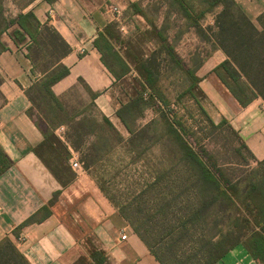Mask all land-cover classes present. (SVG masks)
<instances>
[{
    "label": "trees",
    "instance_id": "16d2710c",
    "mask_svg": "<svg viewBox=\"0 0 264 264\" xmlns=\"http://www.w3.org/2000/svg\"><path fill=\"white\" fill-rule=\"evenodd\" d=\"M163 4L167 8V18L160 31H157L152 20H147L150 29L144 35L147 42L157 39L161 43L160 49L149 56L143 53L139 55L137 52L141 50L128 44L124 53L132 66L130 68L123 64L124 74L130 70L137 73L133 94L126 102H121L116 112L130 135L125 140L108 118L103 117L101 122H98L95 118L87 116L85 110L69 112L65 109L53 93L52 86L69 75V68L61 64L60 60L70 52V47L51 26L37 24L35 27L36 19L33 13L21 15L16 21H7L4 17L3 0H0V34L5 32L10 24L17 23L33 42V48L29 47V57L34 69L42 72V78L26 91L32 103L28 111L29 116H37L48 126L43 142L33 151L61 185L67 187L75 180L76 173L69 163L72 154L68 146L56 135V130L61 126L67 127L66 141L73 151L79 153L85 170L95 166L121 145L139 156L160 145L167 151L164 161L167 160L170 166L174 164V168L178 167L179 173H183V177L178 176L181 180L176 179L180 181L176 186L185 188L188 192L185 205L178 210H174L173 202L182 196L184 190L183 193L172 196L165 192L148 195L154 204L153 214L148 218L161 215L166 220L171 215H177L175 223L160 227L163 232L160 239H157L158 228L146 224L139 207L123 203L116 199L115 195L107 193L119 208L120 214L149 247L159 263L220 264L231 251L244 246L258 264H264V160L259 162L256 168L248 169L244 174L235 177L228 175L224 167L209 164L187 140L189 129L182 121L165 111L169 101L162 94L158 84L161 63H164L163 66L167 63L168 67L174 65L189 77L191 86L186 94H191L194 99V90L199 91L196 69H186L176 54L175 45H169L167 36L164 35L170 27L169 15L176 14L185 25L177 34L175 43L181 39L184 32L195 29L201 40L209 42L214 49H219L225 54L226 59L215 68L214 73L239 104L245 107L258 98L264 101V11L257 18V23H254L235 0H163ZM218 7H221V10L215 17L217 30L209 34L211 29L203 28L201 21ZM131 9L135 14H145V10L138 4H132ZM159 10L157 7L156 11ZM17 37H21L20 32H17ZM99 38V41L103 40V62L107 66L108 59L123 62L119 55H110L113 47L109 40L104 35ZM157 56L162 57L161 63ZM145 94L148 95L147 98ZM93 97H96V94H93ZM156 105H159L158 117L139 128L138 120L144 116L147 109ZM201 112L213 126L217 125L204 109H201ZM228 127L239 139L236 132ZM89 136H95L97 142L83 150L81 146ZM241 146L247 149L244 144ZM203 152V155H207L204 150ZM238 153H241L240 149ZM0 164V172L9 166L1 152ZM159 180L156 179L157 182ZM156 181L152 186L156 185ZM58 196L59 192L55 193L43 207V218L51 215V207ZM169 197L171 199H168ZM30 221L32 218L24 225ZM0 264L29 262L11 240L4 239L0 242ZM76 264H107V257L94 250L81 255Z\"/></svg>",
    "mask_w": 264,
    "mask_h": 264
},
{
    "label": "crops",
    "instance_id": "0c3cea01",
    "mask_svg": "<svg viewBox=\"0 0 264 264\" xmlns=\"http://www.w3.org/2000/svg\"><path fill=\"white\" fill-rule=\"evenodd\" d=\"M101 1L28 0L21 4L15 0L10 2L15 8L14 13L7 16L4 10V17L7 21H16L21 15L33 13L35 27L38 24L54 28L70 47V52L60 60L69 68V75L52 86L53 93L69 112L85 110L87 116L98 122L103 117L108 118L127 140L130 135L116 115L121 105L116 89L133 73L130 70L124 74L123 64L132 67L124 53L128 44H133L135 35L125 39L118 29L130 24L129 17H138L148 27L140 34L150 29L147 20H152L160 31L167 13L165 11L162 15L158 11L151 16L148 9L138 4L140 0H105L112 4L105 8L100 6ZM235 1L257 23L264 11V0ZM97 3L100 5L94 6ZM132 4H138L145 14L142 16L131 11ZM4 5L3 1V8ZM111 7H117L121 12L119 25L109 11ZM121 9L125 10L126 16ZM173 18L179 21L176 14L169 15L170 27L164 35L169 45H175L176 51L180 40L175 43V39L180 30L171 22ZM173 30H176L174 36L171 35ZM17 32L22 38L17 37ZM101 35L113 47L110 55H119L123 62L108 59V66L103 62ZM152 42L157 43L158 51L161 43L157 39L148 43ZM32 43L17 23L10 24L0 34V152L9 162L6 170L0 172V242L11 240L29 264H76L81 255L94 250L106 255L107 264H160L120 214L93 171L105 163L114 150L89 170H73L76 178L67 187L61 185L34 153L33 149L43 142L48 126L44 120L28 114L32 103L26 91L42 78V72L34 69L29 57ZM217 52L221 54L218 62V59H208L197 66L198 88L213 114L207 113L209 117L215 124L226 122L236 132L241 144L247 148L244 151L248 154V161L255 164L250 168L253 169L264 160V101L258 98L245 107L239 104L214 73L226 59L221 50ZM76 95L79 98L75 99ZM87 104L92 105L90 110L85 109ZM67 131L66 126H61L56 135L68 146L72 158L80 161L79 153L73 151L66 141ZM96 142L95 136H89L81 147L86 150ZM69 163L71 165V160ZM57 192L59 196L51 207V215L43 218V207ZM31 218L32 221L24 225ZM122 235L126 239L123 240ZM220 264L258 263L244 246H239Z\"/></svg>",
    "mask_w": 264,
    "mask_h": 264
},
{
    "label": "rangeland",
    "instance_id": "374dc122",
    "mask_svg": "<svg viewBox=\"0 0 264 264\" xmlns=\"http://www.w3.org/2000/svg\"><path fill=\"white\" fill-rule=\"evenodd\" d=\"M3 1L5 2L4 10L7 16H11L15 8L10 2H14L15 0ZM18 1L21 4H25L28 0ZM162 1L163 0H140L138 4L148 9L151 16L158 12L156 11L157 7H159V12L163 15L167 8L164 4L162 5ZM101 2V5L97 3L94 6L97 7L100 5L102 8L112 6V4L109 2L107 3L105 0ZM121 10L126 16L125 10ZM220 10L221 7L216 8L212 13H208L201 21L203 28L211 29V31L208 30L209 34L217 30L215 27V17ZM131 11L133 10L131 9ZM128 21L130 24L128 26L126 25L124 30H118L125 39L135 35L132 38L134 42L131 45L137 46L141 50L137 53L139 55L143 53L149 56L153 51H157V43H148L144 40L145 33L140 34L148 28L145 22L138 17H129ZM171 22L177 24L180 31L185 25V22L180 19L176 21L173 18ZM139 29L141 32H139ZM175 32L176 30H173L171 35L174 36ZM217 51L218 49H214L209 42H203L193 28L189 29L188 32L181 37L176 47V54L183 62L186 69L189 70L197 69V66L201 64L203 60L210 59L211 61H215L218 59L216 60L218 62V57L221 54ZM157 57L159 63H161L163 61L162 57L164 56ZM163 64L161 63L158 84L162 94L169 101V105L165 107V111L172 115V117L182 121L189 129V133L186 137L196 151H198L209 164L214 163L217 166L224 167L231 177L244 174L248 169L255 167L253 161H248V154L245 153L242 148L241 141L231 132L228 125L217 124L219 126H213L201 112V109H204L207 113L212 114L203 94L198 90H194V99L191 94H186V91L191 86V81L186 73L182 72L174 65L170 68L167 66V63L164 66ZM136 77L137 73L133 72L132 75L117 87L116 92L120 102H126L133 94V88L136 86ZM76 96H74L75 99L79 98V95ZM145 97L147 98L148 95L145 94ZM85 109L90 110L91 105L87 104ZM157 111H159V105L147 109L144 116L138 120L137 126L139 128L143 127L153 119H156L158 117ZM143 149L144 147L140 149V151ZM238 149L241 151L240 154L238 153ZM203 150L207 155L209 154L208 157L202 154L204 153ZM166 152L167 151L161 148L160 145H157L149 149L147 153L139 156L131 153L127 147L121 145L110 154L105 163L93 169L100 184L106 188L111 196L115 195L116 199L121 202L131 203L133 206L139 207L140 214L145 219L146 224L158 228L157 239H160L163 233L161 228L169 223H175L177 215H171L169 219L166 220L161 215L148 218V216L153 214L154 208V204L151 201L152 199L148 195H158L160 192H165L168 194L170 193V196H172L184 192L182 196L174 199L173 208L174 210H178L179 207L185 205L184 203L187 201L186 195L188 194V192L184 190L185 188L176 186L177 183H180L179 180L181 179H179V177L180 175L183 177V173H179L178 167L177 169L174 168V164L170 166L167 160L164 161V154ZM248 163L249 165L247 166ZM158 178L160 179L159 182L156 181ZM155 181L156 185L152 186ZM137 197L139 198L135 202ZM168 199H171V197ZM162 202H160L159 205H161Z\"/></svg>",
    "mask_w": 264,
    "mask_h": 264
},
{
    "label": "built area",
    "instance_id": "2783aa9c",
    "mask_svg": "<svg viewBox=\"0 0 264 264\" xmlns=\"http://www.w3.org/2000/svg\"><path fill=\"white\" fill-rule=\"evenodd\" d=\"M111 14H113L114 18H115V22L119 25L121 23V12L117 7H111L110 10ZM124 26L121 27V30H124ZM71 168L74 171H81L83 170V164L79 161L78 158L74 157L71 159ZM0 215H1V211H0ZM123 240L126 239L125 235H122L121 237Z\"/></svg>",
    "mask_w": 264,
    "mask_h": 264
}]
</instances>
